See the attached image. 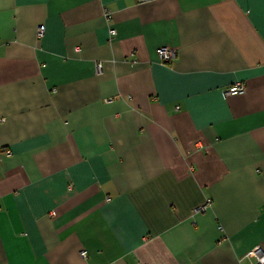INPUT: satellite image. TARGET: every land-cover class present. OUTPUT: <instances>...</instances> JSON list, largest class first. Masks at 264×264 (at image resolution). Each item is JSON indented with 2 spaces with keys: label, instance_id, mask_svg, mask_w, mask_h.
Returning a JSON list of instances; mask_svg holds the SVG:
<instances>
[{
  "label": "crops",
  "instance_id": "crops-1",
  "mask_svg": "<svg viewBox=\"0 0 264 264\" xmlns=\"http://www.w3.org/2000/svg\"><path fill=\"white\" fill-rule=\"evenodd\" d=\"M258 244L264 0H0V264H242Z\"/></svg>",
  "mask_w": 264,
  "mask_h": 264
},
{
  "label": "built area",
  "instance_id": "built-area-1",
  "mask_svg": "<svg viewBox=\"0 0 264 264\" xmlns=\"http://www.w3.org/2000/svg\"><path fill=\"white\" fill-rule=\"evenodd\" d=\"M141 1H150V0H141ZM106 17L108 20L113 19V13L109 10L105 12ZM111 33L116 34L117 29L112 27ZM45 34V25L41 24L38 27V36L41 38ZM158 54L160 56V59L163 62H170L176 55V50L169 47V46H161L158 48ZM98 68H102V64H98ZM246 90V86L242 84L241 82L236 83L235 85L231 86V88L228 90L229 94L237 95ZM10 154V151H7ZM212 205V200L208 199L206 203L202 204L197 208V210H205L208 206ZM82 255L86 256L87 251H82ZM242 264H264V246L261 244H258L254 246L245 256H243L240 260Z\"/></svg>",
  "mask_w": 264,
  "mask_h": 264
}]
</instances>
